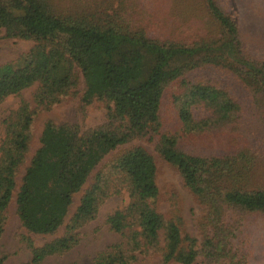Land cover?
Returning <instances> with one entry per match:
<instances>
[{
  "label": "trees",
  "instance_id": "16d2710c",
  "mask_svg": "<svg viewBox=\"0 0 264 264\" xmlns=\"http://www.w3.org/2000/svg\"><path fill=\"white\" fill-rule=\"evenodd\" d=\"M204 2L220 27V36L186 44L152 39L117 17L95 21L82 12L58 14L53 0H0V28L5 37L34 43L18 62L0 66V102L36 84L37 102L49 108L75 87L76 68L85 85L82 102L96 98L111 104L112 117L124 122L122 128L82 131L76 124L46 121L40 146L17 186L16 174L29 151L33 120V111L21 102L3 120L0 218L15 194L23 228L32 234H53L62 225L73 196L107 154L134 138L158 133L163 90L172 82L179 81L173 101L184 136L234 125L241 114L237 99L210 81L184 79L202 67L221 68L248 96H254L263 116L264 137V63L246 54L237 22L217 0ZM200 111L201 119L196 116ZM157 151L205 207L210 233L198 245L194 238L181 236L175 221L157 212L154 159L144 148L133 147L112 166L126 184L129 201L106 219L108 228L124 242L97 254L91 264H131L137 255L154 251L161 252L162 264H242L238 260L242 256L233 249L227 211L264 212V188L252 185L253 153L238 149L220 156L191 155L179 150L176 138L168 135H161ZM105 191L98 175L80 198L64 236L40 247L24 238L30 251L25 264H43L70 250L76 242L74 232L94 219Z\"/></svg>",
  "mask_w": 264,
  "mask_h": 264
},
{
  "label": "rangeland",
  "instance_id": "374dc122",
  "mask_svg": "<svg viewBox=\"0 0 264 264\" xmlns=\"http://www.w3.org/2000/svg\"><path fill=\"white\" fill-rule=\"evenodd\" d=\"M220 8L237 22L239 37L245 52L258 63H264V0H217ZM53 9L63 12H79L97 21L105 16L117 17L130 29L143 30L146 35L159 41L192 44L217 39L221 30L208 11L204 0H53ZM93 16V17H92ZM116 19V20H118ZM118 20V21H119ZM103 22V21H101ZM31 40L6 38L0 28V66L16 63L33 47ZM76 85L62 96L57 104L47 108L36 99L38 86L35 84L18 95L9 96L0 102V142L4 139L3 120L15 112L21 102L33 111L31 140L26 160L16 174V184H21L25 168L34 152L39 148L40 135L46 121L55 125L76 124L82 131L98 127L122 128L124 122L112 117V105L99 99L82 102L85 85L75 68ZM185 80H207L225 89L240 106V117L234 125L214 128L209 132L184 136L177 117L174 96L178 94L179 81L168 84L164 90L159 110L160 129L157 134L134 138L107 154L90 173L82 189L73 196L72 203L62 225L49 235L27 232L21 225L15 206V194L0 218V260L1 264H25L30 251L24 238L40 247L66 234L67 227L86 190L96 181L98 175L104 180L107 191L98 204L97 213L75 234L73 247L65 253L54 255L43 264H91L94 257L113 245L123 243L124 238L111 231L106 219L115 210L124 208L128 191L121 175L113 170L114 161L127 150L140 146L154 159L158 197L155 208L164 218L178 224L182 237L194 238L198 245L210 233L211 223L206 220L207 211L197 198L184 186L183 180L173 166L158 154L157 146L161 135L174 136L177 148L184 153L202 157L220 156L238 149L253 153V184L264 188V137L261 123L263 116L257 108L253 95L246 92L219 67H202L184 76ZM203 118L202 111L196 112ZM49 175V173H48ZM16 192V190H15ZM236 249L242 264H264V212L247 213L238 210L227 211ZM160 247L163 237L160 235ZM241 255V256H240ZM131 264H162L161 252L154 251L137 255ZM177 264V263H169Z\"/></svg>",
  "mask_w": 264,
  "mask_h": 264
}]
</instances>
